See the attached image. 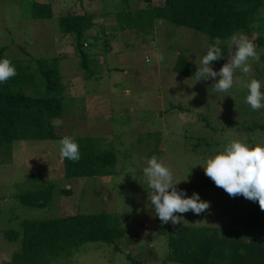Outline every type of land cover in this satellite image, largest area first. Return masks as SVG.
Segmentation results:
<instances>
[{
  "label": "rangeland",
  "instance_id": "rangeland-1",
  "mask_svg": "<svg viewBox=\"0 0 264 264\" xmlns=\"http://www.w3.org/2000/svg\"><path fill=\"white\" fill-rule=\"evenodd\" d=\"M262 1L253 32L242 33L260 53L259 62H252L250 76L261 81L264 92V46L256 42L264 34ZM34 2L50 3L53 18L33 19ZM152 4L161 6L163 0H152ZM131 5L137 9L147 2L133 0ZM117 7L122 9L123 0H0V51L32 69L38 59L59 65L66 88L63 118L54 121L58 140L66 135L94 137L117 158L113 176L68 179L58 140L18 141L0 147V264H8L21 249V240L10 241L6 233L22 232L25 221L102 212L117 215L126 230L119 249L103 242L87 243L52 264L167 263L168 239L159 233L158 217L147 200L151 189L142 172L145 158L152 155L172 170L173 182H180L178 190L186 191L188 197L198 193L210 202V208L199 215L174 213L188 223L169 222L168 230L206 227L218 229L222 237L231 236L243 229L236 217L246 219L253 211L256 202L229 196L201 165L233 138L264 144V108L253 111L245 103L247 90L241 84L216 93L211 88L215 81L189 79L197 70V57L206 54L210 42L206 34L160 21L149 36L118 31ZM76 13L94 14L97 23L86 39L90 46L85 50L92 55L90 72L81 67L76 38L62 35L58 28L60 17ZM180 55L191 63L189 77L173 71ZM38 173L45 182L32 178ZM46 183L56 187L50 208H29L20 202L22 195L35 193ZM61 189L72 192L62 195Z\"/></svg>",
  "mask_w": 264,
  "mask_h": 264
},
{
  "label": "trees",
  "instance_id": "trees-1",
  "mask_svg": "<svg viewBox=\"0 0 264 264\" xmlns=\"http://www.w3.org/2000/svg\"><path fill=\"white\" fill-rule=\"evenodd\" d=\"M132 1L123 0L122 9L115 8L118 31L149 36L155 32L158 21L169 22L206 34L210 38L209 45L217 37L226 41L233 34L245 30L253 32V23L263 8L262 0H163L161 6L153 5L152 0H144L147 5L137 9L132 7ZM30 14L35 20H50L54 16L52 5L42 2L32 3ZM96 26L94 14H69L58 20L62 35L76 38L80 64L87 72L91 71L92 55L85 50L90 46L86 39L88 32ZM101 31L105 32L103 27ZM256 42L264 46V34ZM220 47L224 57L212 62L214 68H221L229 55L226 43ZM5 56V51H0V59ZM11 61L17 74L0 83V147L18 141L58 140L54 121L63 118L66 88L58 63L38 59V65L32 69L27 63ZM191 68L189 59L180 55L173 71L189 77ZM74 138L79 144L80 159L78 162L63 159L66 178L114 175L117 158L112 149H104L94 137ZM32 178L44 181L39 173ZM55 189L54 184L46 183L41 190L22 195L20 202L29 208L48 209ZM71 192L61 189L62 195H70ZM157 222L159 233L167 236L170 251L167 263L163 264H264V211L258 202L248 218L236 217V224H241L243 229L242 232L234 231L231 236L222 237L218 229L206 227H174L168 230L159 218ZM125 236L126 230L119 217L107 212L27 220L22 232L11 230L6 233L10 241L22 242L21 249L12 255L8 264H52L57 259L70 257L73 250L87 243L103 242L119 249V241Z\"/></svg>",
  "mask_w": 264,
  "mask_h": 264
},
{
  "label": "clouds",
  "instance_id": "clouds-1",
  "mask_svg": "<svg viewBox=\"0 0 264 264\" xmlns=\"http://www.w3.org/2000/svg\"><path fill=\"white\" fill-rule=\"evenodd\" d=\"M222 43L227 44L229 58L219 71H215L212 62L224 57L220 47ZM259 60L260 53L247 35L233 34L226 41L217 37L213 44L207 45L206 54L197 57L195 60L197 70L189 79H195L198 82L215 81L211 88L216 93H227L235 84H241L247 90L245 103L253 111H257L264 108L262 103L264 92L261 91V81L251 77L250 74L252 62L258 63ZM16 74V68L7 56L0 59V83L7 82ZM246 77L249 78L245 79ZM181 95L184 94L177 96ZM195 95L193 93L192 96L185 95V97ZM56 143L62 160L79 161V144L73 136L66 135ZM145 162L146 166L143 167L142 172L148 188L151 189L147 191L148 204L163 224L171 222L177 225L187 222L181 215H174V213L184 214L192 211L199 215L210 208V202L203 201L198 193L188 197L186 191L177 189L180 182H173L172 170L163 159L152 155L150 158L146 157ZM201 167L205 175L229 196L233 198L243 196L245 199L258 202L260 209L264 211V144H251L233 138L225 146L215 150V154L208 156Z\"/></svg>",
  "mask_w": 264,
  "mask_h": 264
},
{
  "label": "crops",
  "instance_id": "crops-1",
  "mask_svg": "<svg viewBox=\"0 0 264 264\" xmlns=\"http://www.w3.org/2000/svg\"><path fill=\"white\" fill-rule=\"evenodd\" d=\"M160 24H162V25H165L164 23H162L161 21H160ZM156 27H157V24H156ZM247 32V31H246ZM229 56V55H228ZM227 61V60H226Z\"/></svg>",
  "mask_w": 264,
  "mask_h": 264
}]
</instances>
